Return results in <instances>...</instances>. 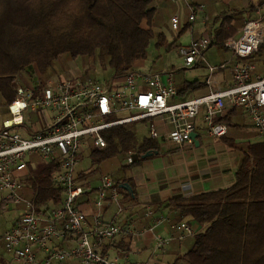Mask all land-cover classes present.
<instances>
[{
    "label": "built area",
    "instance_id": "built-area-1",
    "mask_svg": "<svg viewBox=\"0 0 264 264\" xmlns=\"http://www.w3.org/2000/svg\"><path fill=\"white\" fill-rule=\"evenodd\" d=\"M202 9V4H190L188 21H193ZM169 23L177 32L181 27L179 13L171 15ZM211 43V36L206 34L185 45L179 44L176 53L183 62L179 69L193 67ZM261 43H264V12L246 20L237 35L226 38L224 46L231 54L227 60L207 64L206 92L185 98L177 96L173 69H136L103 81L42 80L36 70L19 73L13 81L16 94L8 105L10 116L0 127V193L3 209L10 204L21 208L14 224L0 234L3 250L18 264H60L65 260H78V264H157L133 262L126 253L102 252L107 242L130 241L134 233L123 203L121 182L110 174L100 176L89 222L77 204L86 190L79 174L88 170L92 149L107 147L105 129L133 121L146 124L147 137L156 144L169 142L181 147L193 145L191 135L196 133L199 116L203 134L220 140L227 132V125L217 121V117L227 108L238 107L256 138L264 142V61L261 71L254 73L255 64L245 60ZM225 68L230 69L232 78L222 88L219 75ZM29 112L37 113L42 124L23 135L20 130L28 128ZM122 112L131 114L115 118ZM31 155L55 163L50 177L54 187L61 191L58 204L37 209L31 200L21 196ZM107 204L115 209L110 220H104L101 214ZM147 212L150 214V210ZM167 220V216H155L149 230ZM171 228L175 235L153 237L154 252L161 251L173 239L182 241L196 233L186 220L174 223Z\"/></svg>",
    "mask_w": 264,
    "mask_h": 264
},
{
    "label": "trees",
    "instance_id": "trees-1",
    "mask_svg": "<svg viewBox=\"0 0 264 264\" xmlns=\"http://www.w3.org/2000/svg\"><path fill=\"white\" fill-rule=\"evenodd\" d=\"M152 1L0 0V104L8 107L15 98L13 81L19 73L30 74L36 68L46 72L62 54L71 58H91L101 68H108L101 77L87 78L103 81L136 70L134 61L146 58L150 45L155 43L157 49L165 39L164 32L156 34L153 30L156 12ZM231 20L232 17L223 19L211 44L224 47L226 38L241 25L232 24ZM185 29L186 26L181 25L176 36ZM176 45L179 44L170 42L169 49L165 50L177 48ZM249 59L253 64L264 61V43ZM151 69L148 68L153 71ZM204 86L205 83L198 79H181L176 83L177 96L185 98ZM216 120L224 122L226 116ZM103 136L107 147L91 150L92 165L104 164L119 149L130 152L136 147L137 154H132L130 162L123 165L134 166L149 158H142L143 153L158 150L156 142L150 138L138 143L135 130L127 123L105 129ZM222 138L234 145L232 137ZM234 148L237 158L230 186L189 196L174 195L163 204L170 214L172 234L176 232L171 226L181 220L196 229V233L187 238L188 243L184 240L185 252L173 264H264V142L257 140ZM54 168L53 161H39L29 169V200L37 209L61 200V191L54 187L50 177ZM79 176L84 175L81 172ZM117 180L131 187V190L120 187V191L132 202L135 198L133 180L125 176ZM96 191L97 188H93L86 195L83 193L79 203L93 201ZM144 224H149L148 219ZM111 246L119 254L129 252L126 241H109L102 252ZM60 264H78V260H65Z\"/></svg>",
    "mask_w": 264,
    "mask_h": 264
},
{
    "label": "crops",
    "instance_id": "crops-1",
    "mask_svg": "<svg viewBox=\"0 0 264 264\" xmlns=\"http://www.w3.org/2000/svg\"><path fill=\"white\" fill-rule=\"evenodd\" d=\"M192 1L196 4H202L203 9L197 12L193 21H188L187 16L189 13V5L192 4L191 0H153L152 4L155 7L156 12L155 20L153 22V30L155 32L157 31V33L164 32V40H167V42L174 41L176 44H182L180 38L184 33L190 34L189 41L206 34H209L213 40L215 30L219 27L224 18L230 19V17H232L230 23H234L235 25L241 23V25H237L238 28L236 32L231 35L235 36L239 33L240 28L246 20L253 19L258 16L259 13L264 12V0ZM174 13H179L181 25L186 26L185 31L180 36H176L177 32H174L170 27L169 19ZM211 46L215 45L211 44L208 49ZM216 47L217 49L215 53L220 55L218 63L227 60V58L225 59L224 56H221V53L225 50L230 54V51L225 46ZM207 52L208 50L203 53L201 60L197 61L193 67L189 68L192 70L199 69L201 66L206 67L204 76L201 79L194 78L202 82L205 81L207 75V65L202 63L206 62L204 58H207V54H210V52ZM230 56L231 54L229 57ZM255 66L254 73L260 72L262 65L255 64ZM177 68L179 69L180 67ZM177 68L174 67L172 69L176 70ZM168 69L170 68L162 66L158 70L153 71H164ZM140 70L145 71L148 69ZM254 73L252 74L254 75ZM231 78L230 69H223L219 75L220 86L222 88L227 87L231 83ZM206 90L207 88L204 86L188 95L204 94ZM3 108L4 106L0 104V127L2 121L10 116L8 107H5V109ZM224 116H226L224 122L227 125V132L224 137L226 139L232 137L235 146L236 144L255 142L258 140L255 132L250 129L249 121L241 108H227L219 117ZM26 117L29 119V124L27 129L20 130L23 135H27L30 131L39 128L42 124L40 116L35 112H29ZM197 124V143H193V145H183L181 147H177L169 142H165L162 145L157 144L158 150H155L157 153L149 156V158L143 159L130 168H125L122 177L125 176L133 180L135 192V198L132 202L128 201L126 197L123 200V203L126 206L127 216L132 221L134 228V233L130 236V241H126L129 249V252L126 254L133 262L155 261L157 264H173L174 260L185 252V241L187 238L185 241L173 239L159 252H154L153 250V237L155 235L167 236L168 234H172L169 227L170 214L168 209L163 207V204L168 199L174 195L189 196L204 191L225 188L233 183V172L237 158V155L235 154L236 150L233 149L235 146L230 145L223 138L220 140H213L205 136L203 134L200 116L197 118ZM135 129L137 128L135 127ZM243 131L253 134V137L247 138L246 140L242 139L241 135H243ZM147 133H142L138 136V143L144 138H148ZM28 158L29 164L23 178L24 186L20 190L21 196L27 199H29L31 190L30 185L28 184V177L30 174L29 169L35 167V165L41 161L38 155H31ZM129 162L130 160L128 159V163ZM88 172L89 171L82 172L84 176L81 177L84 180L86 187L84 195H86V192L97 187L100 178L99 176L97 178L98 180L94 181L95 179H92L91 177L89 178ZM122 177L118 179H121ZM121 183L124 184L127 182L124 181ZM1 196L2 194L0 193V203L2 204ZM83 196L78 198L77 204L86 214V219L90 222L92 220L94 206L92 200L79 203V200L81 201ZM94 196L95 194L92 196L93 199ZM52 204L54 205V203L48 202L46 205ZM148 210H150V214L147 212ZM114 211V207L107 204L101 210L102 218L104 220H110ZM157 215L167 216V222L149 230L152 220ZM17 217L18 214L13 218L10 226L14 224ZM146 219H148L149 224L145 225L144 220ZM119 243L121 242L119 241ZM108 251L110 253H118L113 246H111ZM5 254L7 253L5 252Z\"/></svg>",
    "mask_w": 264,
    "mask_h": 264
},
{
    "label": "rangeland",
    "instance_id": "rangeland-1",
    "mask_svg": "<svg viewBox=\"0 0 264 264\" xmlns=\"http://www.w3.org/2000/svg\"><path fill=\"white\" fill-rule=\"evenodd\" d=\"M143 25H145V22H143ZM164 29V28H163ZM168 32V31H167ZM157 34V31L155 32ZM179 38V37H178ZM190 34L184 33V35L180 38V42L182 44H187L189 42ZM188 41V42H187ZM155 43H152L149 47V51L147 54V57L144 59H139L134 61L133 68L135 69H148L149 67H152L151 70H155L157 67H160L163 65L164 67H183L182 58H180L176 53V47L171 49L170 51H166L170 45V42H167V40L161 41V47L155 48ZM177 46V45H176ZM169 49V48H168ZM217 47L211 46L208 50L210 54H207V58H204L206 62H202L204 65L210 64V65H216L219 61L218 58L220 55L216 52ZM207 52V53H208ZM229 53H227L225 50L222 51L221 56H224V58L229 57ZM159 56V57H157ZM245 60H250L249 57ZM205 66H201L199 69H176V72H174V80L175 82H179L181 79L186 80H193L194 78L201 79L204 76V73L206 71ZM37 76L42 79H66V78H79L81 80L86 79L87 77H101L108 71V68H101L100 65L93 61V59L88 58H71L68 54H62L60 55L52 64L51 67L48 68L46 72H40L37 68L35 69ZM86 70L89 71V73H86ZM158 70V69H156ZM181 70V71H180ZM204 70V71H203ZM23 78V76H22ZM26 85V84H25ZM192 95H187V97ZM5 109V107L3 108ZM131 113L128 112H122L118 115H115V118L122 117L124 115H129ZM130 127H132L137 137L142 133H147V126L140 121H133L127 123ZM135 127L137 129H135ZM138 130V131H137ZM242 139L246 140L247 138H252L253 134L243 131ZM247 142H244L243 144L246 145ZM237 145V144H236ZM232 146H235L232 145ZM235 150V148L233 147ZM131 152L135 153L137 152V148H133L129 151L125 150H118V153L112 157L109 158V160L105 161L104 164L100 165H92L91 163H87V171L89 174V178L95 179L94 181H97L98 177L102 174H110L115 180L122 177L125 171L126 167H123L124 164L128 163V159L132 158ZM237 155V150L235 151ZM131 166H129L130 168ZM99 184V183H98ZM20 213V207L16 206L14 204H10L9 207L3 209L2 206H0V234L10 226L11 222L13 221V218L16 217L17 214ZM193 227V226H192ZM194 228V227H193ZM195 229V228H194ZM196 230V229H195ZM190 238V237H188ZM190 240L187 239L186 243H188ZM185 243V246L187 245ZM2 244H0V264H18L14 260L11 259L9 254H5V251L3 250Z\"/></svg>",
    "mask_w": 264,
    "mask_h": 264
},
{
    "label": "water",
    "instance_id": "water-1",
    "mask_svg": "<svg viewBox=\"0 0 264 264\" xmlns=\"http://www.w3.org/2000/svg\"><path fill=\"white\" fill-rule=\"evenodd\" d=\"M193 138H194V143H197V140H196V133L193 132L192 135H191ZM157 153V151H152V150H149L145 153H143L141 155V157H148V156H151L153 154ZM120 187L124 188V189H128V190H131V187L127 184V183H124V184H120Z\"/></svg>",
    "mask_w": 264,
    "mask_h": 264
}]
</instances>
